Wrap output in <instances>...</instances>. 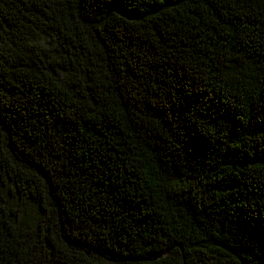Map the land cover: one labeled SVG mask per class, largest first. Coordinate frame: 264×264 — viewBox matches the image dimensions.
Here are the masks:
<instances>
[{
  "label": "trees",
  "instance_id": "obj_1",
  "mask_svg": "<svg viewBox=\"0 0 264 264\" xmlns=\"http://www.w3.org/2000/svg\"><path fill=\"white\" fill-rule=\"evenodd\" d=\"M0 264H264V0H0Z\"/></svg>",
  "mask_w": 264,
  "mask_h": 264
}]
</instances>
